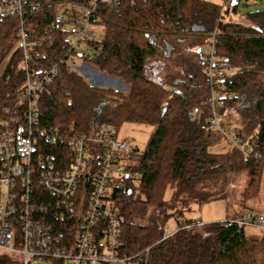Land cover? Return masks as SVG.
Instances as JSON below:
<instances>
[{"label":"trees","instance_id":"16d2710c","mask_svg":"<svg viewBox=\"0 0 264 264\" xmlns=\"http://www.w3.org/2000/svg\"><path fill=\"white\" fill-rule=\"evenodd\" d=\"M55 1L48 0L32 16L40 41L32 49L38 66L66 54L63 25L43 31L56 12ZM239 1L224 14L219 0L102 4V36L87 43L95 53L88 63L122 80L126 92L92 86L62 63L37 98L42 124L73 126L88 133L101 124L116 129L124 122L151 127L139 157L127 165L135 179L123 177L111 191L121 215L118 255L134 264H264V228H248L233 219L200 223L178 219L188 200L219 196L218 192L198 194L197 181L217 178L230 168L245 169L248 181L243 196L249 197L257 194L264 171V9L238 16ZM16 24V19L0 17V65L9 54L0 69V111L14 102L24 81L22 51L13 49ZM213 30L215 52L233 66L223 83L224 90L235 96L220 112L241 141L258 145V160L244 158L235 149L210 150L223 138L207 127L209 90L196 49ZM190 109L197 113L195 121L187 119ZM171 216L177 219V229L164 236L163 226ZM59 224L65 235L68 231L61 243L70 246L74 223L66 218ZM41 260L66 264L62 259ZM0 264H23L22 256L0 253Z\"/></svg>","mask_w":264,"mask_h":264},{"label":"built area","instance_id":"2783aa9c","mask_svg":"<svg viewBox=\"0 0 264 264\" xmlns=\"http://www.w3.org/2000/svg\"><path fill=\"white\" fill-rule=\"evenodd\" d=\"M121 1L56 0V12L43 31L63 25L66 54L38 66L32 49L40 41L34 34L32 16L48 0H0V17L17 20L13 49L22 51L24 73L14 102L0 111V253L20 254L23 264L37 259L134 264L118 255L121 215L111 191L123 177L135 179V172L127 165L139 157L137 149L128 138H119L112 125L101 124L89 133L73 126L46 125L40 122L37 110V98L58 74L60 64L81 71L76 60L88 63L95 56L92 50L81 47L102 36L100 5L116 6ZM129 1L134 5L139 0ZM219 1L220 14H224L232 0ZM216 35V30L207 32L196 49L209 90L207 127L225 136L244 158L258 160V145L241 141L225 123V113L220 112L235 94L224 90L223 80L233 66L215 52ZM187 119H197L194 109L188 110ZM66 218L75 227L70 246L61 243V236H67L68 231L65 235L59 223ZM234 220L264 228V213L248 212ZM163 235H169L165 225Z\"/></svg>","mask_w":264,"mask_h":264},{"label":"rangeland","instance_id":"374dc122","mask_svg":"<svg viewBox=\"0 0 264 264\" xmlns=\"http://www.w3.org/2000/svg\"><path fill=\"white\" fill-rule=\"evenodd\" d=\"M264 9V0H240L237 5L236 15H244L247 12L253 10ZM100 29V28H99ZM82 49L91 51L85 44L82 45ZM9 54H6L1 62L0 69L4 66ZM77 67H81V71H76L87 82L91 84L105 87L110 83L111 88L126 92L127 85L120 79L108 76L98 71L94 66L77 59L75 62ZM97 73L98 75H93ZM108 79H107V78ZM109 86V87H110ZM151 127L146 124L124 122L117 128V136L119 138H128L134 149L141 150L148 139ZM219 133V132H218ZM221 134V133H219ZM223 140L214 146H211L212 152H224L227 148L235 149L231 143L221 134ZM241 153V152H240ZM248 173L245 169L230 168L225 173L213 179H205L197 181L194 186V190L198 191V194L202 192L220 193L219 196L206 201H191L188 200L187 205L184 207L182 216L178 219L188 218L192 220H199L200 222L211 221H224L234 220L241 217L248 212L264 213V171L261 174L259 181L258 192L254 196L244 197V188L247 185ZM136 184V181H135ZM135 195L137 191L135 190ZM170 191L166 192V196H169ZM248 228L253 226L248 225ZM166 233L171 234L177 229V219L174 216L169 217L165 222ZM258 228V227H257ZM31 264H50L44 260L37 259ZM71 264V262H66ZM92 264H106L103 262H93Z\"/></svg>","mask_w":264,"mask_h":264},{"label":"water","instance_id":"95a60500","mask_svg":"<svg viewBox=\"0 0 264 264\" xmlns=\"http://www.w3.org/2000/svg\"><path fill=\"white\" fill-rule=\"evenodd\" d=\"M231 4L232 5H236L237 4V0H232L231 1ZM107 78V77H106ZM108 79V78H107ZM88 83L90 84V85H92V86H98V85H94V84H91L89 81H88ZM110 86V83H108V85L107 86H105V87H109ZM102 87V86H101ZM111 87V86H110Z\"/></svg>","mask_w":264,"mask_h":264},{"label":"crops","instance_id":"0c3cea01","mask_svg":"<svg viewBox=\"0 0 264 264\" xmlns=\"http://www.w3.org/2000/svg\"><path fill=\"white\" fill-rule=\"evenodd\" d=\"M93 75L97 76L98 74L97 73H94ZM242 216V215H241Z\"/></svg>","mask_w":264,"mask_h":264}]
</instances>
